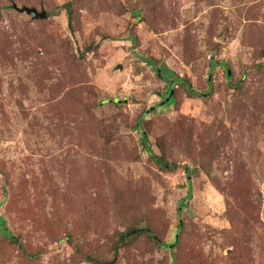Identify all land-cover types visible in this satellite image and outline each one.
<instances>
[{
    "label": "rangeland",
    "instance_id": "374dc122",
    "mask_svg": "<svg viewBox=\"0 0 264 264\" xmlns=\"http://www.w3.org/2000/svg\"><path fill=\"white\" fill-rule=\"evenodd\" d=\"M66 1L0 0V264H264V0L12 6ZM132 199L158 243L116 247Z\"/></svg>",
    "mask_w": 264,
    "mask_h": 264
},
{
    "label": "trees",
    "instance_id": "16d2710c",
    "mask_svg": "<svg viewBox=\"0 0 264 264\" xmlns=\"http://www.w3.org/2000/svg\"><path fill=\"white\" fill-rule=\"evenodd\" d=\"M78 3L82 2V0H77ZM23 3H25V1H23ZM73 3L74 1L70 0V1H66L64 3H62L61 5H59L56 10H53V11H47L45 10V8H41V9H44L46 11V17H49L50 15H54L57 11V9H64L66 15H67V21L69 23V25H71V21L73 20ZM40 4V3H39ZM26 5V4H24ZM27 7V5H26ZM33 7V6H32ZM34 8H36L38 10L37 7L34 6ZM39 18V17H38ZM38 18H35L36 20H42V19H38ZM46 19V18H45ZM40 31H42V28L40 29ZM43 32V31H42ZM40 33V35L42 36L43 33ZM145 61H147L148 63H152L154 61L153 58H150V57H147L144 59ZM166 70V71H165ZM228 68H225V75L227 78H229V75H228ZM158 74L160 76H164L166 78V81H167V85H166V93L165 95L161 98V102L164 101V99L166 98L167 95H169V91L172 90L173 93L172 95L170 96L169 100L168 101H165L163 103V106H168L170 103H172L174 101V97H175V91L176 89L174 88V85L176 84H179L180 87L182 89H184L187 93H190V94H194L193 93V89L192 87L190 86V83H189V80L187 78H184V77H179L178 74L174 73L173 71L167 69L165 67V65H161V67H158ZM161 107V105H159ZM155 107V106H154ZM143 118V112L136 115V119H135V123L133 125V128H141L140 127V120ZM147 133L143 130V132H141V137H140V145L141 147L143 148V150L147 153L148 157L154 161L157 166L161 169H165V168H168L169 167V164L164 161L160 155H157L154 150L151 148V146L149 145L148 143V140H147ZM139 158L138 155H136L135 159L137 160ZM172 166H177L175 163L172 164ZM184 170H186V173L189 175L192 171L188 168V167H184ZM190 191V189H189ZM191 192V191H190ZM188 192L187 196L185 198H182L181 202H182V205H183V202L184 204L186 203V201L191 197V193ZM142 201L138 200V199H132L130 202H127L128 206L130 207L131 210L128 211V214H130L127 218H129V221L127 223V226H126V229L122 232H119L117 235H118V238L116 239V244L117 246L116 247H120V246H126V245H129V244H134L136 242L139 241V239L142 238V236H147L149 239H151L153 242H156L158 243L157 240L159 239H156V234L154 233V231L152 230L151 226L148 225L147 221H146V211L145 209H142L140 210V205H141ZM144 206H147V203L146 202H143ZM140 212L142 214H140ZM137 216H139V222L137 224H135L134 221H132V219L134 217L137 218ZM4 222H3V219L0 218V226H4ZM183 226V222H179L177 223V228H181ZM6 237L8 236L7 233L5 234ZM179 235V234H178ZM9 237V236H8ZM174 243L168 245V247L170 248L171 247V250H173L175 248V246H177L178 244V241H179V238L178 236L175 237L174 239ZM16 239L14 238H10V242H15ZM160 246H164L166 247V244L165 243H161ZM19 247H20V250L22 252H24V249H23V245L19 243ZM85 260L89 263H92V264H97V259L95 257H93L92 255L90 254H86L85 256Z\"/></svg>",
    "mask_w": 264,
    "mask_h": 264
},
{
    "label": "water",
    "instance_id": "95a60500",
    "mask_svg": "<svg viewBox=\"0 0 264 264\" xmlns=\"http://www.w3.org/2000/svg\"><path fill=\"white\" fill-rule=\"evenodd\" d=\"M16 10H18V11H25L26 13H28V14H32V17L33 18H45L46 17V11L44 10V9H41L40 11H38L36 8H34V7H26V6H22V7H20V8H18L17 7V5H12ZM228 75H229V71H228ZM172 93H173V91L172 90H170L169 91V95H168V97H166L165 99H164V101H162V102H160V103H158V104H156V106H159L160 104H163L165 101H168L169 100V98H170V96L172 95ZM155 106V107H156ZM152 108H154V107H152ZM151 108V109H152ZM150 109V110H151Z\"/></svg>",
    "mask_w": 264,
    "mask_h": 264
}]
</instances>
